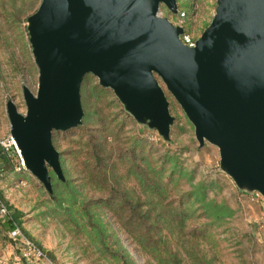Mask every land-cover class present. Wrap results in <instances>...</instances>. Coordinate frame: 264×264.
<instances>
[{"label":"rangeland","instance_id":"obj_1","mask_svg":"<svg viewBox=\"0 0 264 264\" xmlns=\"http://www.w3.org/2000/svg\"><path fill=\"white\" fill-rule=\"evenodd\" d=\"M169 18L199 39L218 0H177ZM42 0H0V142L11 143L8 101L21 113L24 88H39L28 17ZM175 120L165 139L137 121L111 88L88 74L83 124L53 132L66 180L50 168L53 192L23 165L16 145L0 169L3 200L22 231L58 264H264V197L241 189L203 146L166 88ZM6 215L0 225L6 226Z\"/></svg>","mask_w":264,"mask_h":264},{"label":"water","instance_id":"obj_2","mask_svg":"<svg viewBox=\"0 0 264 264\" xmlns=\"http://www.w3.org/2000/svg\"><path fill=\"white\" fill-rule=\"evenodd\" d=\"M161 5L178 13L177 0H42L28 17L39 88L25 86L26 113L7 107L23 165L50 193V168L66 180L53 132L83 124L81 87L93 74L168 139L175 118L162 81L200 145L217 146L238 187L264 197V0H218L194 47Z\"/></svg>","mask_w":264,"mask_h":264},{"label":"built area","instance_id":"obj_3","mask_svg":"<svg viewBox=\"0 0 264 264\" xmlns=\"http://www.w3.org/2000/svg\"><path fill=\"white\" fill-rule=\"evenodd\" d=\"M181 41L189 46L194 47L196 45L197 39L192 35L184 32L180 36ZM11 143L0 142V153L3 151L7 157H10L9 147L12 146ZM15 145V144H14ZM1 157H0V166H1ZM9 214L7 206L0 202V217ZM9 237L15 242L20 249L21 256L25 259L31 260L34 264H58L56 261L52 260L46 252L40 248L30 237H28L21 229L20 226L15 225L9 231Z\"/></svg>","mask_w":264,"mask_h":264},{"label":"crops","instance_id":"obj_4","mask_svg":"<svg viewBox=\"0 0 264 264\" xmlns=\"http://www.w3.org/2000/svg\"><path fill=\"white\" fill-rule=\"evenodd\" d=\"M6 165L2 162L0 169ZM9 229L0 225V264H34L21 256L20 249L9 237Z\"/></svg>","mask_w":264,"mask_h":264},{"label":"trees","instance_id":"obj_5","mask_svg":"<svg viewBox=\"0 0 264 264\" xmlns=\"http://www.w3.org/2000/svg\"><path fill=\"white\" fill-rule=\"evenodd\" d=\"M0 157H1V159L3 160V163L5 164V165H7V163L9 162V158L7 157V155L2 151L1 153H0ZM0 202H2V203H4L6 206H7V208H8V210H9V214L8 215H6L7 217H6V221H5V223H6V226L8 227V229L9 230H11L12 228H14V226L15 225H18V226H20L21 227V222H20V211H18L17 209H13L12 207H10L9 205H8V203H6L4 200H3V197H2V194H1V192H0ZM22 228V227H21ZM23 230V229H22ZM33 240V239H32ZM34 241V240H33ZM35 242V241H34ZM36 243V242H35ZM40 248H42L45 252H46V254L50 257V258H52V255H51V253H49V251H47L46 249H44L41 245H39L38 243H36Z\"/></svg>","mask_w":264,"mask_h":264},{"label":"bare ground","instance_id":"obj_6","mask_svg":"<svg viewBox=\"0 0 264 264\" xmlns=\"http://www.w3.org/2000/svg\"><path fill=\"white\" fill-rule=\"evenodd\" d=\"M12 137V136H11ZM12 143L16 145L14 138L12 137Z\"/></svg>","mask_w":264,"mask_h":264}]
</instances>
